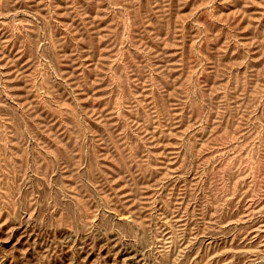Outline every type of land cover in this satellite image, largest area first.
<instances>
[{
    "label": "rangeland",
    "instance_id": "rangeland-1",
    "mask_svg": "<svg viewBox=\"0 0 264 264\" xmlns=\"http://www.w3.org/2000/svg\"><path fill=\"white\" fill-rule=\"evenodd\" d=\"M0 264H264V0H0Z\"/></svg>",
    "mask_w": 264,
    "mask_h": 264
}]
</instances>
